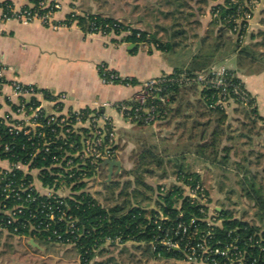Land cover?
Returning a JSON list of instances; mask_svg holds the SVG:
<instances>
[{"label":"trees","instance_id":"trees-1","mask_svg":"<svg viewBox=\"0 0 264 264\" xmlns=\"http://www.w3.org/2000/svg\"><path fill=\"white\" fill-rule=\"evenodd\" d=\"M38 1L32 0L35 4ZM6 2L9 3V1ZM239 5L240 2L225 0L224 4L214 7L211 11V27L200 38L197 52H191V57L185 65L176 67L172 74L164 75V82L158 86L159 90L156 91L154 102L159 108V120L166 121L167 125L172 126L176 119H181L182 121L175 128H183V130L188 131L187 137H185L184 132L183 135L179 136V140H183V144L179 142L172 149L168 143L164 145V141L168 140L167 137L161 138L162 146L141 140L129 156L133 167L130 170L123 169L119 173L120 177L127 175L133 177V180L127 179L122 185L114 179L105 182L106 189L110 190L112 195L115 194V190L119 189L112 205L104 206L94 196L85 192L75 195L73 199H65L66 206L64 208H66L68 215H71L76 221L75 234L73 235L65 223L46 226L45 223L40 224V221L30 219V214L39 208L37 203L28 204L18 219L11 223H8L6 218L2 220L0 214V228L12 236L30 237L43 245L51 243L72 245V249L76 250L81 264H90L98 254L104 253V247L107 244L116 246L125 245L129 242L144 244L146 252L154 259H160L157 256L158 250H152V244L158 236L162 235V230L164 228L174 229L181 221L189 225L192 219H196L201 231L209 229L221 242L216 247L221 250H226V246L230 244L236 247L227 257L215 256L218 264H238L237 260L240 257L243 259L242 264H264V188L257 182L258 178L255 175L257 173H252L243 164L233 161L231 163H234L238 171L244 169L241 181L245 185L246 195L258 206L260 222L263 227L238 219L231 211L223 208L216 211L219 224L207 227L206 223L202 222L206 213L201 211V206L191 203L184 194L182 186L164 188V191L159 186L154 207L150 210L145 204L147 197H144V193H153L154 191L145 179L148 176H157L161 171L162 174L159 176L166 178L168 164H172L170 167L172 172L177 169L175 172L177 179L184 185L195 186L197 183L202 185L201 175L197 172L188 173L182 163L186 154L194 153L212 164L228 165L231 160V153L235 150L234 145L229 144V141L239 137H248L251 141L253 138L250 135L253 133L259 137L264 135V116L258 112L255 97L251 95L252 98L249 103L243 105L233 95V89L236 86L241 90H246L237 70L225 67L226 87H215L205 80H199L200 74L209 73L217 64L232 55L238 58L239 65L249 68H252L257 60L261 61L264 72V55L256 50L260 43L254 40L255 34H250L251 40L246 44L240 38L242 34L247 35L246 30L243 27L240 30L234 29ZM73 22H77L81 30L89 34L101 31L107 35L111 32L121 35L128 32L127 35L121 37L122 42L137 45L148 44L162 52L175 53L177 49L182 50L188 45L185 42L175 40L179 37L184 41L187 40V32L184 28L174 31L172 39L164 43L155 34L133 28L129 24L100 13L75 14L73 17L69 15L65 23L69 25ZM178 25L180 26L177 22L173 24L174 27ZM210 77L213 76L210 75ZM117 83L123 85L127 83L130 85L138 84L135 79L131 78H124ZM224 90L230 96L225 97ZM196 95L198 96L196 105L200 107L199 109H196L197 106L190 100L192 96ZM45 96L50 98L47 92ZM230 97L234 98L233 112L244 115V119L239 120L241 116H238L234 120L237 121L238 125L242 122L237 126L240 128L233 127V122H230L226 113V106L224 105L231 106ZM172 105L175 106L172 107ZM191 109H194L195 112L189 114ZM195 116L203 120L200 121ZM135 125L149 127L142 123ZM241 128L248 129V133H240ZM193 129H197L198 133L193 135ZM8 137L6 135L5 139H9ZM172 155L174 156L171 157ZM161 214H164L167 219L161 220ZM46 227L48 230H41ZM193 229L194 226L189 227V233ZM54 231L61 234L63 239L59 240L53 234ZM215 245L214 240L210 241V246L215 247ZM162 258L183 261L185 254L180 251L165 250L162 252Z\"/></svg>","mask_w":264,"mask_h":264},{"label":"built area","instance_id":"built-area-1","mask_svg":"<svg viewBox=\"0 0 264 264\" xmlns=\"http://www.w3.org/2000/svg\"><path fill=\"white\" fill-rule=\"evenodd\" d=\"M28 1L30 6L19 9L11 2L0 1L2 18L24 24L40 21L54 30L62 26L55 22V14L61 9L58 3L39 0L35 4L32 0ZM231 1L240 2L234 29L243 27L246 30L247 35L240 36L245 43L248 35L261 29L252 25V20L257 5L261 2L264 5V0ZM99 33L120 38L128 34ZM98 69L103 84H118L124 79L104 64H100ZM225 72V67L212 68L209 73L200 74L199 80H205L215 87H226ZM163 82V76L143 82L130 101L104 102L99 108H114L132 124L156 126L160 121V112L154 100L158 86ZM7 88L11 91L8 92ZM223 94L230 96L225 90ZM45 95L44 90L32 85L17 81L8 83L5 69L0 67V110L9 108L7 113L0 115V214L2 220L6 218L11 223L18 219L28 204L37 203L39 208L30 214V219L46 226L65 223L73 235L76 221L68 215L64 201L84 192L94 196L90 190L91 180L102 174L107 161L119 158L117 128L114 121L102 114L99 108L68 109L65 106L68 95L64 93L47 99L48 106L38 100L39 96ZM233 95L243 105H247L253 96L247 88L241 90L237 86L233 89ZM230 102L231 105L235 104L233 97H230ZM224 106L227 107V104ZM4 134L9 139L6 140ZM183 189L191 203L198 204L202 207L201 211L206 213L202 222L207 227L219 224L216 211L220 209L210 207V198L203 185H183ZM161 190L164 191V188ZM160 219L166 220L167 217L161 214ZM191 226L194 229L189 233ZM41 230L46 231L48 227ZM162 232L152 244V250H158L159 258H162L163 251L174 250L185 254L183 262L186 264H218L215 256L227 257L236 249L233 244L227 245L226 250L216 247L221 242L209 229L201 231L196 219H192L189 225L181 221L176 228H164ZM53 234L59 240L63 239L57 231ZM212 240L215 247L210 246ZM242 260V257L238 258V264H242Z\"/></svg>","mask_w":264,"mask_h":264},{"label":"crops","instance_id":"crops-1","mask_svg":"<svg viewBox=\"0 0 264 264\" xmlns=\"http://www.w3.org/2000/svg\"><path fill=\"white\" fill-rule=\"evenodd\" d=\"M0 1H9L16 9L31 5L28 0ZM48 1L56 2L61 6V9L55 14V22L62 24L58 30L47 27L40 21L24 24L13 19L4 20L0 12V67L5 69V78L8 83L17 81L23 85H32L46 91L50 97L63 93L67 94L68 101L65 106L68 109L81 110L88 108L94 110L99 108L100 104L104 102L130 101L143 82L172 74L176 67L185 65L191 57L189 55L183 64L176 65L170 60L171 53L157 50L154 46L126 43L122 42L120 37L105 36L100 33H85L77 25V22L69 25L65 24L66 18L72 14L100 13L120 20L118 16L112 15L111 11L105 9L104 5L106 3L109 4L106 0ZM128 24L133 28L143 29L131 17H129ZM100 64L106 65L122 78L135 79L138 84H103L98 69ZM238 75L248 91L255 97L259 114L264 116V109L260 108L258 99L259 90L249 87L239 72ZM255 75L248 74L247 76L250 80L252 79V85L255 84V80H253ZM262 76L264 77V73H262ZM7 91L10 92L11 89L7 88ZM261 95L264 101V89ZM47 99L49 98L46 96L38 97V100L43 102L44 105H48ZM174 106L172 105V107ZM99 109L102 114L109 116L114 121L117 128L118 160L122 162L121 172L124 169L126 160L125 151L130 150L132 152L141 142V137H144L142 135H146V132L143 130L141 136L138 133L134 135L133 129L135 127L144 128L128 122L114 108ZM8 111V107H3L0 110V115H4ZM226 113L228 114L227 110ZM181 121V119H176L172 126L167 125L166 121H159L157 124L158 128H156L157 125L151 128L155 131H162L163 136L173 133L167 137L166 143L176 145L179 142V136L183 135L184 131L183 128H175ZM188 127H190V124H188ZM181 129L182 132L173 140L175 131ZM192 133L193 135L198 133L197 129H193ZM130 136H134L135 140ZM174 142L175 144H172ZM193 156L198 158L195 154ZM199 170V168H196V172H201ZM103 171L109 174V165L103 166ZM115 171H117V167L113 168V176ZM7 239L10 243H22L26 251L40 254L47 250L49 252L52 249H57L59 246H65L52 243L43 245L37 241L32 244L30 238L12 236L0 228V264H3L1 256L4 253L2 247L8 244ZM48 246L50 247L48 248ZM49 255L51 254L48 253L47 256ZM62 255L63 251L60 252V255L58 254L55 262ZM76 260H78V254Z\"/></svg>","mask_w":264,"mask_h":264},{"label":"rangeland","instance_id":"rangeland-1","mask_svg":"<svg viewBox=\"0 0 264 264\" xmlns=\"http://www.w3.org/2000/svg\"><path fill=\"white\" fill-rule=\"evenodd\" d=\"M109 4H105V9L111 11L112 15L118 16L120 20L128 24L129 17L132 20H136L137 24L149 33L155 34L161 42H167L172 39L173 32L184 28L187 32V40L184 41L181 37L175 39L176 41H182L188 44L182 50L177 49L175 53H171L170 60L176 65H181L183 62L191 55V52L195 53L199 47V40L204 36L209 27V22L212 18L211 11L214 7L222 5L225 3V0H106ZM191 14V15H190ZM211 16V17H210ZM179 23L180 26L174 27V23ZM252 25L255 27H261L260 30L254 31L255 41L259 42L260 45L256 50H259L264 55V5L259 3L255 9L254 19L252 20ZM211 27V26H210ZM209 27V28H210ZM254 28V27H253ZM260 31V32H259ZM259 33V34H258ZM250 35L247 36L245 43L250 42ZM226 67L230 69L237 70L240 75L244 77L249 87L258 89L259 93V103L260 108L264 109V101L261 95V92L264 89V77L262 76L263 67L262 62L257 60L252 68L239 65L238 58L235 55L230 56L225 61L217 64L215 68ZM248 74H256L254 79L255 84H251ZM254 97V96H253ZM198 96H192L190 100L194 102L196 109L200 107L196 105ZM234 106L226 107L228 111V116L230 122L233 124V127H237V121H234L236 117L241 116L244 119V115L240 113L233 112L232 108ZM195 110L191 109L189 114L194 113ZM197 117V116H195ZM202 121V118H198ZM165 122V121H164ZM166 124V123H165ZM163 125V124H162ZM160 126V125H159ZM134 128L133 134L143 133L145 130L146 135L141 137L143 141L148 142L149 144H158L162 146V137H168L170 134H164L162 131H155L151 126ZM158 128V125L157 127ZM161 128V127H160ZM171 129V128H169ZM172 131V130H171ZM263 132V130H260ZM156 132V133H153ZM182 132L177 130L174 133L173 140L177 138ZM185 137L188 136V131L184 129ZM248 133V129H240V133ZM137 134V135H138ZM253 139L250 141L248 137L237 138L235 140L229 141V144H233L235 150L231 153V160L228 162V165H221L219 163H210L204 161L201 158L194 157V153L186 154L185 159L182 161L184 166L187 169L188 173H196V168H199L201 172H197L201 175L202 185L205 188L209 198H210V207L212 209L221 208L231 211L232 214L242 220L249 221L260 227L263 225L260 222V216L258 211V206L255 205V202L246 195L245 185H243L241 179L243 177L244 169L238 171L236 166L232 163L239 162L243 164L245 168L250 169L252 173H257V182L260 183L264 188V135L256 136L255 133L250 135ZM132 139L135 140L134 136ZM162 142V143H161ZM183 144V140H179ZM178 142V143H179ZM164 141V145H166ZM172 144H175L172 143ZM227 144V143H226ZM174 149L175 145H168ZM167 146V147H168ZM181 146V145H180ZM180 149V147H179ZM126 152V160L124 163V170H130L133 167L131 162L130 150ZM167 160V158H166ZM168 161V160H167ZM172 164L167 166V177L161 178L157 176H148L145 180L148 184L154 189L152 192L144 193V197H147L145 204L148 206V209L154 207L157 196V188L161 186L162 188L168 189L172 186H182L183 182L178 181L176 170L172 172L170 168ZM108 173L103 171L100 176L90 182V190L94 194L95 198L103 204L104 206L112 205L114 202L118 190H115V194L112 195L111 191L106 189L105 182H107ZM115 181L118 180L121 185L127 179L133 180V177L127 175L120 177L119 174L114 173L112 177ZM120 185V187H121ZM134 187V185H133ZM132 190V188H131ZM144 192V191H143ZM6 245L2 247L3 255V264H80L81 261L76 250L72 249V246H59L57 249H52L43 254L35 253L31 251H26L25 247L23 248L22 243H10L7 239ZM47 247V245H45ZM50 246H48L49 248ZM105 251L102 254H98L90 264H186L181 260L176 259H154L148 252H146V246L144 244L136 243H127L125 245H116L109 246L108 244L104 247ZM55 250V251H53ZM63 251V255L59 256L60 259L55 262L56 257L60 252ZM48 253L51 255L47 256ZM53 255V256H52Z\"/></svg>","mask_w":264,"mask_h":264},{"label":"water","instance_id":"water-1","mask_svg":"<svg viewBox=\"0 0 264 264\" xmlns=\"http://www.w3.org/2000/svg\"><path fill=\"white\" fill-rule=\"evenodd\" d=\"M106 164L109 165V174L107 177V181H110L112 179V176H113V168L117 167L116 173H119L120 170L122 169V162L120 160H109V161H107ZM30 242L32 244H35L33 239H31Z\"/></svg>","mask_w":264,"mask_h":264}]
</instances>
